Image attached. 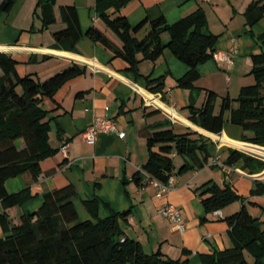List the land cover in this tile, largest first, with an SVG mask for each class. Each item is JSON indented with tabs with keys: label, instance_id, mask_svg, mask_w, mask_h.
<instances>
[{
	"label": "crops",
	"instance_id": "0c3cea01",
	"mask_svg": "<svg viewBox=\"0 0 264 264\" xmlns=\"http://www.w3.org/2000/svg\"><path fill=\"white\" fill-rule=\"evenodd\" d=\"M252 1L134 0L120 11L132 27L148 15L163 14L168 24H174L198 8L205 12L208 31L218 36L215 52L229 53L233 66L228 70L221 69L214 59L198 66L200 78L194 86L199 91L193 95L177 86V80L185 75L187 67L168 49L154 62L141 60L138 77L128 70L126 62L114 58L109 49L87 37L79 41L76 53L56 49L53 34L66 27L59 12L60 7L66 6L77 9L83 32L95 27L120 46L117 37L96 16L94 0H55L56 21L46 28H43L40 11L36 9L37 0H17L8 14L0 15L1 53L10 55L17 62L19 76L31 75L44 82L72 65L85 69L84 75L70 80L53 99L43 102L42 107L48 112V142L53 149L59 150L47 164V169L57 166L58 171L50 176L41 175L29 187L32 199L6 210L11 225L20 224L23 214L36 211L44 193L72 185L78 194L74 205L80 220L89 219L82 201L98 199L116 212H129L121 224L122 230L126 237L137 241L146 254L160 251L169 259L198 264L201 255L232 247L227 219L237 214L242 206L253 218L264 222V194L251 193L258 183L259 188H263L264 170L249 174L240 164L231 169L224 165L229 149L247 151L242 148L249 144L241 141V128L226 121L221 133L208 132L189 119L188 108L191 96L195 108H202L206 91H211L217 95L214 114L218 115L224 98L235 100L242 87L254 83L250 75L251 55L264 51L263 42L256 40L264 33V16L251 28L246 26L244 13ZM107 14L114 17L117 12L111 8ZM148 31L147 24L136 37L142 38ZM161 39L167 43L168 33H163ZM148 76L151 80L163 79L162 93L153 95L160 96L166 110L146 105L143 93H149L145 81ZM237 107L238 104L233 102L232 108ZM168 109L175 114L173 120L166 112ZM97 117L114 119L125 137L101 134L94 142L86 141L82 134ZM165 123L178 134L192 133L193 139L206 138L209 163L202 169L179 174L184 160L173 155L174 186L158 197L156 188L146 183L142 174L140 185L134 176L148 160L146 134L155 125ZM18 143L19 147L23 146L22 141ZM65 144L68 145L66 154L60 150ZM29 180V176L10 178L5 182V188L10 194L20 192ZM208 181L221 187L230 185L242 199L219 210L220 215L207 214L198 189ZM165 204L181 211L186 227L183 233L159 214ZM2 211L0 202V213ZM107 215L108 210L101 206L99 217Z\"/></svg>",
	"mask_w": 264,
	"mask_h": 264
},
{
	"label": "trees",
	"instance_id": "16d2710c",
	"mask_svg": "<svg viewBox=\"0 0 264 264\" xmlns=\"http://www.w3.org/2000/svg\"><path fill=\"white\" fill-rule=\"evenodd\" d=\"M17 0H1L0 15L8 14ZM134 0H94L96 16L120 41L115 45L102 31L90 27L83 32L77 9L73 6L60 7V18L65 29L53 34L56 49L77 52V44L83 37L89 38L109 49L114 58H120L128 70L140 76L138 65L141 60L156 61L168 49L187 67V72L177 80V86L187 89L193 95L198 92L194 83L200 78L198 66L211 60L218 36L208 31L205 12L198 8L174 24H168L163 14L149 15L132 27L120 11ZM55 0H37L36 9L43 28L55 23ZM113 8L117 15L107 14ZM246 26L251 28L264 16V0H253L244 13ZM148 33L136 37L145 25ZM163 33L169 40L164 43ZM264 44V33L256 38ZM141 55V59H139ZM250 75L254 84L240 89L238 97L224 98L218 115L214 114L217 95L206 91L202 108L194 106L190 97L188 106L190 120L204 130L219 134L226 121L242 130L243 143L264 148V51L251 55ZM17 62L8 54L0 53V264H187L172 260L160 251L146 254L141 245L126 237L121 224L128 211L116 212L98 199L84 200L89 219L80 220L74 205L78 194L72 185L52 189L42 196L41 206L34 212L21 216L20 224L12 226L6 210L23 205L32 199L29 187L41 175L50 176L58 167L47 169V164L58 153L48 142V112L42 107L45 99H53L55 93L70 80L85 74V69L72 65L40 82L31 75L19 76ZM147 90L151 94L162 93L163 79L151 80L145 77ZM233 102L238 104L232 108ZM192 133L178 134L167 123L157 124L146 134L148 160L142 170L160 183H166L174 176L173 155L184 160L178 173L191 169H202L209 163L206 149L207 139H193ZM19 141L23 146L19 147ZM61 150V148H60ZM241 169L249 174L264 170V161L236 149H229L224 165ZM29 176L26 188L10 194L5 182L10 178ZM140 185V172L134 176ZM252 194H264L256 184ZM201 203L207 214L222 210L241 200V196L228 184L222 187L208 181L199 189ZM108 215L99 217L100 207ZM232 247L200 256L198 264H249L245 253H249L253 264H264V222L253 218L242 206L240 211L227 219Z\"/></svg>",
	"mask_w": 264,
	"mask_h": 264
},
{
	"label": "built area",
	"instance_id": "2783aa9c",
	"mask_svg": "<svg viewBox=\"0 0 264 264\" xmlns=\"http://www.w3.org/2000/svg\"><path fill=\"white\" fill-rule=\"evenodd\" d=\"M208 1V0H206ZM3 49L0 48V53ZM212 59H214L218 66L221 69L228 70L230 67L233 66V60L231 58V55L229 53L225 52H214ZM145 98V103L147 106H154L161 110H166L164 105L160 101V96L153 95L150 93H143ZM169 115V117L173 120L175 117V114L173 110L168 109L166 111ZM101 134H115L119 138H124L125 133L120 131L118 129L117 123L114 119L110 117H97L93 120V122L86 128V130L83 132L82 136L83 138L88 142H94L98 135ZM68 150V145L65 144L63 147H61V151L66 154ZM264 161V158H260ZM227 169H231L230 167H227ZM140 172V174L143 175L146 183L150 184L157 190V196L160 197L164 193L171 190L174 186V176H171L166 183H160L154 179H151L141 168L137 170ZM216 215H220V211L214 212ZM159 214H161L164 218H166L173 226V228L180 233H183L186 229L185 227V221L183 219V215L181 211L172 205L165 204L163 207L159 209Z\"/></svg>",
	"mask_w": 264,
	"mask_h": 264
},
{
	"label": "bare ground",
	"instance_id": "6f19581e",
	"mask_svg": "<svg viewBox=\"0 0 264 264\" xmlns=\"http://www.w3.org/2000/svg\"><path fill=\"white\" fill-rule=\"evenodd\" d=\"M242 148L246 149L247 151H249L253 154H256V155L264 158V149L263 148H259V147L251 146V145H243Z\"/></svg>",
	"mask_w": 264,
	"mask_h": 264
},
{
	"label": "rangeland",
	"instance_id": "374dc122",
	"mask_svg": "<svg viewBox=\"0 0 264 264\" xmlns=\"http://www.w3.org/2000/svg\"><path fill=\"white\" fill-rule=\"evenodd\" d=\"M201 1V0H200ZM253 78V77H252ZM253 80H254V78H253ZM255 83V82H254ZM253 83V84H254ZM252 84V85H253ZM251 145V144H250ZM247 154V153H246ZM252 156V155H251ZM254 157V156H253ZM259 160H262V159H260V158H258ZM263 161V160H262ZM263 171V170H262ZM246 258H247V260L251 263V264H253V261H254V259H253V257L249 254V253H246Z\"/></svg>",
	"mask_w": 264,
	"mask_h": 264
},
{
	"label": "water",
	"instance_id": "95a60500",
	"mask_svg": "<svg viewBox=\"0 0 264 264\" xmlns=\"http://www.w3.org/2000/svg\"><path fill=\"white\" fill-rule=\"evenodd\" d=\"M249 145H250V144H249ZM252 146H255V145H252ZM257 147H258V146H257ZM241 151L244 152V153H247L248 155H252V156H254V157H256V158H261L260 156H258V155H256V154H252V153L247 152V151H244V150H242V149H241Z\"/></svg>",
	"mask_w": 264,
	"mask_h": 264
}]
</instances>
